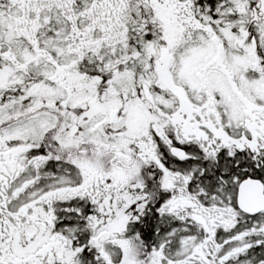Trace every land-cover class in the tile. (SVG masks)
I'll list each match as a JSON object with an SVG mask.
<instances>
[{
    "label": "snow or ice",
    "instance_id": "obj_1",
    "mask_svg": "<svg viewBox=\"0 0 264 264\" xmlns=\"http://www.w3.org/2000/svg\"><path fill=\"white\" fill-rule=\"evenodd\" d=\"M0 264H264V0H0Z\"/></svg>",
    "mask_w": 264,
    "mask_h": 264
}]
</instances>
